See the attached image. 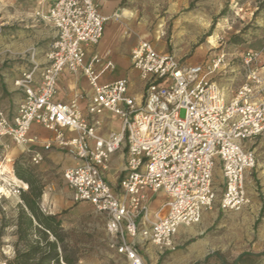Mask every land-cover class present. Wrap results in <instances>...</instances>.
I'll return each mask as SVG.
<instances>
[{"label":"built area","instance_id":"obj_1","mask_svg":"<svg viewBox=\"0 0 264 264\" xmlns=\"http://www.w3.org/2000/svg\"><path fill=\"white\" fill-rule=\"evenodd\" d=\"M104 1L53 0L35 13L38 21L54 28L53 41L38 85V65L16 81L25 94L16 116L9 118L0 107V138L25 148L37 140L30 137L33 125L52 132L44 149L57 147L75 159L63 173L73 202L89 203L105 215L110 247L128 264H147L142 244H153L160 253L173 251L180 230L199 225L213 209L217 169L222 173L220 209L237 212L248 203L247 176L257 161L246 145L264 138V101L254 100L261 83L258 55L244 54L247 81L227 101L210 78L225 64V55L208 66L183 64L141 39L131 57L144 86L138 101L129 94L127 78L101 83L98 57L87 61L109 20L100 10ZM108 66L114 68V63L108 61ZM64 72L86 77L93 91L88 116L80 109L79 96L70 103L54 100ZM105 113L120 118L119 130L104 134ZM121 149L127 150V161L115 189L105 172ZM32 161L41 163L43 155L34 153ZM4 189L19 197L23 186L9 181ZM148 192L166 197L154 214Z\"/></svg>","mask_w":264,"mask_h":264},{"label":"rangeland","instance_id":"obj_2","mask_svg":"<svg viewBox=\"0 0 264 264\" xmlns=\"http://www.w3.org/2000/svg\"><path fill=\"white\" fill-rule=\"evenodd\" d=\"M52 2L0 0V105L7 98V81L45 57L53 31L35 13ZM110 10L111 37L120 33L130 62L133 45L146 38L183 64L208 66L218 55H225L224 66L237 69L234 74L240 81L234 86L247 80L246 52L256 53V67L264 68V0H117ZM127 72L142 94L138 72L131 66ZM10 139L0 138V264L15 262L17 257L23 264H66L64 257L76 264H128L110 247L105 215L89 203L73 202L62 167L45 159L35 164L32 154L21 152ZM253 142L257 162L247 176L246 206L237 212H220L222 173L218 169V198L206 212L209 219L189 236L180 232L173 251L160 253L153 244H142L147 264H264V138ZM17 169L31 188L18 177ZM9 181L23 186L19 197L4 189ZM34 206L47 215H59L58 237L44 234L36 222L30 224Z\"/></svg>","mask_w":264,"mask_h":264},{"label":"crops","instance_id":"obj_3","mask_svg":"<svg viewBox=\"0 0 264 264\" xmlns=\"http://www.w3.org/2000/svg\"><path fill=\"white\" fill-rule=\"evenodd\" d=\"M110 1L111 2L107 3L106 5H104L103 2L100 7L101 13L106 17H110L109 14L111 11L110 10L111 6L117 0H110ZM48 7H46V9H48ZM47 26H49V28L53 31V37H54V28L50 25ZM112 28H114V24H108V25L106 24L105 33L103 39L100 42L101 44L88 50L87 61L92 60L94 57H98L99 62L97 63V69L100 74L99 80L101 83H109L119 78H127L129 81V94L133 97H136L138 101H142L144 96V86L141 85L142 94H140L136 89L137 87L134 86L135 82L133 83V85L131 84L127 71L130 66L132 67V61L130 62L126 58V54H125L126 50L123 52V46L121 44V42H123V39L120 33L116 32V34L113 35V38L111 37L110 30ZM139 41H137L133 45L132 50ZM51 44L49 45L47 51L50 49ZM109 52L112 53V57H107V53ZM108 61H112L114 63V68H110L108 66ZM46 62H47L46 54L42 60L34 61V66L35 65L39 66V69L35 75L36 85H38V83L41 80V72L42 69L46 66ZM32 68L23 69V71H27ZM236 70H237L236 67L230 66L229 64L226 66L223 65V67H221V69L217 71L215 75L210 76V78L216 79L215 81L222 89L227 101H231L236 95L238 89L247 81L246 79H243L241 86H234L235 85L234 82L236 80L240 81L239 76L237 74H234ZM259 73L261 76V83L256 90L254 100L264 101V97H263L264 68H262L261 71H259ZM21 75L22 74L13 76L10 80L7 81V86H5L7 88V98L4 100L2 105H0V107L5 111L8 117L11 119L16 116L20 104L25 99L24 92L16 85V81L21 77ZM131 77H133V74H130V78ZM92 95H93L92 88L90 87L86 77L82 73L73 75L68 72H64L58 81L57 93L54 97V100L59 103H70L76 96H79L80 109L84 115L88 116L87 107L90 99L92 98ZM103 118H104V130H103L104 134H109L110 132L117 131L120 129L121 120L118 116L113 115L111 113H105L103 115ZM67 135L70 134L67 133ZM53 136L54 135L52 132L38 125H33L30 131V137H35L37 139L36 142L28 144L25 148L24 147L21 148L19 147V148L21 152L31 153L32 154L31 156H33L34 153L36 152H40L43 155V159H45L44 161L49 160L52 161V163L61 166L64 173L65 169L75 164V159L67 151L59 149L57 147H53L50 150L44 149V145L50 142L53 139ZM252 144H254L253 140L247 142L246 146L247 148L255 152V149H252ZM126 161H127V150L121 149L116 155L112 157L109 164V168L105 172L107 181L115 189H118L119 179L123 174ZM107 171L109 172L107 173ZM110 171L112 172L110 173ZM115 174H119L118 177H116ZM147 194L149 198V206L151 212L152 214H154L166 202V197L162 193L153 194L151 192H148ZM221 211L222 210L220 209V212ZM207 219H209V217L205 212L202 220L206 221ZM199 225L187 229H181L180 232H183L185 235L189 236L190 234H192L191 232L194 231L195 228H197Z\"/></svg>","mask_w":264,"mask_h":264},{"label":"trees","instance_id":"obj_4","mask_svg":"<svg viewBox=\"0 0 264 264\" xmlns=\"http://www.w3.org/2000/svg\"><path fill=\"white\" fill-rule=\"evenodd\" d=\"M17 175L19 178H21L23 180L26 179V182L29 184V187L30 188L32 187L29 179H27V177H25V175L21 174L19 169H17ZM32 199L34 200L33 202L36 205L37 203H36L35 199L34 198H32ZM29 221H30V224L33 222H36L44 234H46V235L51 234L55 237H58V231L61 229V226H62V223H61V220L59 219L58 214L47 215V214L41 212L40 210H38V208H36L35 206L30 208V219H29ZM63 260L66 264H76L75 261H73L72 259H70L68 257H64ZM10 264H23V263L20 260V257H17L15 262H12Z\"/></svg>","mask_w":264,"mask_h":264},{"label":"bare ground","instance_id":"obj_5","mask_svg":"<svg viewBox=\"0 0 264 264\" xmlns=\"http://www.w3.org/2000/svg\"><path fill=\"white\" fill-rule=\"evenodd\" d=\"M126 14V10L124 11V15ZM117 16H120V13L117 14Z\"/></svg>","mask_w":264,"mask_h":264}]
</instances>
